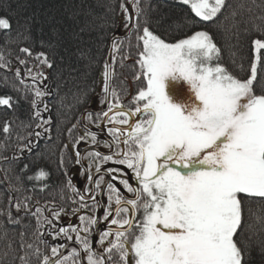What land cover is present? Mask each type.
<instances>
[{"label": "snow or ice", "instance_id": "1", "mask_svg": "<svg viewBox=\"0 0 264 264\" xmlns=\"http://www.w3.org/2000/svg\"><path fill=\"white\" fill-rule=\"evenodd\" d=\"M182 3L189 5L202 21H212L226 6V0ZM121 9L128 12L124 4ZM0 29H10L7 18H0ZM138 40L143 48L136 61L140 67L136 79L143 78L146 87L133 98L134 110L125 111L117 97L111 103L104 101L108 110L102 113L112 125L108 133L113 140L105 143L110 150L113 144L123 145L120 151L103 155V161L126 166L133 174L131 178L112 175L131 196L108 182L109 206L104 209L103 219L109 228L99 233V245L107 260L93 249L89 240L91 227L99 223L89 217L85 227H60L53 236L71 240L69 233L74 232L79 249L73 248L65 256L61 251L65 245L53 246L52 255H44L41 264H68L69 260L76 264L81 253L87 264H108L113 250L121 264H244L242 249L234 238L242 221L243 200L264 198V95L254 93L264 39L252 41L257 56L251 64V75L244 80L230 74L218 62L220 49L207 31H196L168 43L144 27ZM22 51L31 54L28 49ZM42 63L51 67L46 58ZM109 68L106 62V94L112 74ZM37 75L44 78L42 73ZM166 80L186 83L192 98L174 102L166 91ZM33 91L37 98L45 95L38 87ZM39 102L33 100L37 120L41 119ZM0 106L11 107V97H0ZM43 110H48L47 105ZM110 112L114 114L109 116ZM125 125L126 129L118 127ZM3 130L9 131L7 123ZM85 137H90L93 144L99 143L96 134L86 129L76 145ZM75 155L79 164L82 158L78 150ZM89 156L97 159L101 153L92 152ZM60 163L63 166V157ZM120 171L110 169L109 174ZM47 175L41 169L34 178L42 180ZM88 179H93L91 174ZM102 182L97 180L96 186ZM16 207L19 211L20 205ZM40 212L38 207L33 215ZM59 215L54 211L52 219L46 218V222L54 226ZM81 232L86 235L81 236ZM36 254L40 255L39 249Z\"/></svg>", "mask_w": 264, "mask_h": 264}, {"label": "trees", "instance_id": "2", "mask_svg": "<svg viewBox=\"0 0 264 264\" xmlns=\"http://www.w3.org/2000/svg\"><path fill=\"white\" fill-rule=\"evenodd\" d=\"M131 1L0 0V18L10 22V29H0V97H11V107L0 106V264H41L44 255H52L53 246L77 244L74 232L69 233L71 240L53 236L60 227H85L71 181L75 153L82 143L76 145V141L84 135L80 119L87 109L103 106L108 46L112 37L128 30L130 16L121 4L127 8ZM132 5L134 28L126 39L113 43L115 49L112 46V102L117 97L128 98L131 92L136 96L146 87L143 78L136 79L140 72L136 61L143 48L138 36L144 27L168 43L207 31L220 49L218 62L238 79L251 75L257 56L252 41L264 39V0H226L212 21L200 20L182 0H135ZM45 58L51 67L42 63ZM38 73L44 77L45 103L33 91L40 83ZM254 93L264 95V50L257 61ZM34 99L40 101L39 120L34 118ZM41 169L48 175L36 180ZM38 207L41 212L33 215ZM54 211L60 215L53 226L46 218L52 219ZM234 238L244 264H264V198H244L242 221Z\"/></svg>", "mask_w": 264, "mask_h": 264}, {"label": "flooded vegetation", "instance_id": "3", "mask_svg": "<svg viewBox=\"0 0 264 264\" xmlns=\"http://www.w3.org/2000/svg\"><path fill=\"white\" fill-rule=\"evenodd\" d=\"M137 95V94H136ZM133 92L130 93L128 98L121 99L120 102L124 108L125 111L128 110H134L136 107V104L133 100L134 98ZM111 98L110 102L111 103ZM104 104V103H103ZM105 105V104H104ZM104 105L102 108L98 109L101 110L104 108ZM114 113L109 114V116H112ZM88 129L92 132L95 133H100L101 135H96L97 140L99 141L98 144H93L91 142L90 137H87V142L86 143H81L79 153L80 155L82 154V162L79 164L76 163L74 172L72 174V184L74 185L75 192H77L78 199L80 202V207L77 211L78 215H81V218L83 217V224L85 226L87 225V219L89 217L96 218L97 220L101 217L100 220V226H99V233L102 231H105L109 228V225L105 223L103 217H104V209L109 206V201H108V182L113 183L117 188H119L124 195L131 196V194L126 193V191L123 189V185L119 184L118 180H113L112 175H116L119 178H131L133 176L132 172L130 169H127L126 166L119 165L117 163H114L113 161H108L104 162L102 157L103 155H109L112 154V152H117L120 151L121 148H123V145L120 147H116L115 144H113L111 150L105 143L111 142L113 140V137L109 135L108 129L112 127L110 123H108L107 120H105L102 116L101 117H95L91 118V122L87 124ZM118 127H124L125 129L127 126H118ZM89 138V139H88ZM123 139V138H121ZM86 140V139H85ZM89 148H93L101 153V157L97 159H93L92 157L89 156V153L92 152H97V151H92L88 150ZM88 150V151H87ZM97 166H99V172H97ZM110 169H121L120 172L117 173H112L109 174ZM88 174H91L93 179L90 181L88 179ZM97 180H102L103 182L100 184L99 187L96 186V181ZM130 183L135 186V181L130 179ZM88 189H91V191H88ZM81 196L84 197V199H81ZM94 198V199H93ZM142 215V214H141ZM113 228L115 226H112ZM93 230V239L92 242L95 238V232H96V225H93L91 227ZM52 232V231H50ZM49 232V233H50ZM54 232V231H53ZM111 239H114V237H110ZM100 239V236H99ZM99 239L96 243V245L99 243ZM91 242V243H92ZM72 243V242H70ZM70 243H64L62 245L70 244ZM107 243V241H106ZM75 244V243H73ZM78 246L77 244H75ZM98 246V245H97ZM71 247V246H70ZM74 247V246H72ZM79 247V246H78ZM76 248V247H74ZM80 248V247H79ZM62 249V248H61ZM68 250V249H67ZM97 250V249H96ZM98 252V250H97ZM100 252V251H99ZM104 254L103 252H100ZM112 258L110 261H108V264H121L120 257L119 255L113 250L112 252ZM107 260V254H104ZM83 261L84 264L85 262V257L82 253ZM79 261V258H78ZM80 264V262H79Z\"/></svg>", "mask_w": 264, "mask_h": 264}, {"label": "water", "instance_id": "4", "mask_svg": "<svg viewBox=\"0 0 264 264\" xmlns=\"http://www.w3.org/2000/svg\"><path fill=\"white\" fill-rule=\"evenodd\" d=\"M135 2V0H133V1H131V3L128 5V7H127V9H128V16H130V21H129V28H128V30L126 31V33H124V34H122V35H115L114 37H112L111 38V41H110V43H109V46H108V52H107V55H106V58H105V60H106V62L108 63V65H110V68H109V71L110 72H112L111 71V60H110V58H111V54H112V46H113V43L115 42V41H118V40H123V39H126V37L131 33V31L133 30V25H134V16H133V14H132V4ZM111 76H110V79L108 80V85H109V91H108V93L106 94L105 92V101H108L109 102V98H110V86H111ZM105 104V107L103 108V109H101L100 111H94V110H92V109H87L82 115H81V125L83 126V120H84V118H85V116H86V114H95V115H97V114H102L104 111H107L108 110V108H107V104L106 103H104ZM84 129L86 130V128L84 127ZM87 130L89 131V132H91V133H95V132H92V131H90L88 128H87ZM97 136L98 135H101L100 133H95ZM102 136V135H101ZM88 150H92V151H97V150H95V149H93V148H89ZM87 150V151H88ZM99 152V151H98ZM81 157H82V154H81ZM81 162H82V159H81ZM102 217V216H101ZM101 217L98 219V221H99V223L96 225V232H95V238H94V240H93V242H92V246H93V249L97 252V245H96V243H97V241H98V239H99V226H100V220H101ZM66 247H64V248H62L61 249V251L63 252V255L65 254V252L67 251V249H69L70 248V246H74V247H76L77 249H79V247L78 246H76L75 244H73V243H70V244H66L65 245ZM105 259H106V257H105ZM79 262H80V264H84V261H83V257H82V253H81V257L79 258Z\"/></svg>", "mask_w": 264, "mask_h": 264}, {"label": "rangeland", "instance_id": "5", "mask_svg": "<svg viewBox=\"0 0 264 264\" xmlns=\"http://www.w3.org/2000/svg\"><path fill=\"white\" fill-rule=\"evenodd\" d=\"M131 3V2H130ZM129 3V4H130ZM40 83L39 84H35L41 91H43L45 93V95L42 97V98H39L41 100H44L43 102L45 103V99L47 98V91L44 89V85L42 84L43 83V79H40L38 80ZM166 91L168 92L169 96L172 98V100L175 102V101H179V100H184V101H188L192 98V93H191V90L189 88V86L184 83V82H181V81H177L175 83L171 82L170 80H166ZM111 88V86H110ZM110 96H111V93H110ZM104 101H105V96H104ZM112 101V100H111ZM109 102H110V98H109ZM104 105V104H103ZM105 107V105H104ZM102 108V107H101ZM94 111H100V110H94ZM109 114H112L111 112ZM88 115H91V116H88ZM101 117L102 114H86L84 120H83V126L81 125V122H80V126L83 127V131L85 133V129L84 127L87 129L88 126L87 124H89L91 122V118H95V117ZM81 121V119H80ZM86 139V140H85ZM85 139L81 142L83 143H86L87 142V137H85ZM89 139V138H88ZM97 250L98 252H103L104 251V248L101 247L99 245V243L97 244ZM105 247H107V243L105 242ZM99 252V253H100ZM85 264H87V260L85 258Z\"/></svg>", "mask_w": 264, "mask_h": 264}]
</instances>
